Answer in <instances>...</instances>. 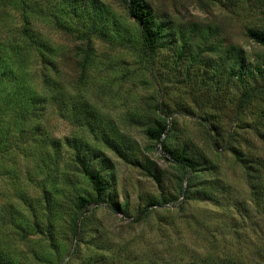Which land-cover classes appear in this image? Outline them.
Instances as JSON below:
<instances>
[{
  "label": "rangeland",
  "instance_id": "obj_1",
  "mask_svg": "<svg viewBox=\"0 0 264 264\" xmlns=\"http://www.w3.org/2000/svg\"><path fill=\"white\" fill-rule=\"evenodd\" d=\"M37 1L31 32L51 67L29 62L37 115L16 136L0 130V264H264V46L248 35L264 34V0H141L165 29L152 58L131 0ZM3 2L10 37L19 0ZM240 63L263 66L238 81ZM154 121L159 141L145 133ZM76 153L100 173L101 203Z\"/></svg>",
  "mask_w": 264,
  "mask_h": 264
},
{
  "label": "trees",
  "instance_id": "obj_2",
  "mask_svg": "<svg viewBox=\"0 0 264 264\" xmlns=\"http://www.w3.org/2000/svg\"><path fill=\"white\" fill-rule=\"evenodd\" d=\"M1 2L2 0H0V8L6 6V3ZM25 3L26 1L19 0V3L16 5L17 9L20 10L22 17V27L20 30L13 33L10 37L5 36L0 30V130L5 131V134L3 135L4 140L9 138L12 135V132L16 136L20 131H23L22 128H26L32 122L31 120L37 115L36 108H34V100L37 99V97L31 93H26L23 80V74L27 72V67L29 64H31L29 62L40 61V65L43 66L47 61L46 65L51 67V60L48 59L49 54L45 58L43 53V50L46 48V46L35 37L33 32H31L32 25L29 22L30 18L33 16V12L35 11L33 6H35V8L39 7V1L31 0L27 2L26 5ZM70 9L69 10L71 13H73V15L75 14L77 22L84 26L83 29L86 30V33L96 34L99 37H104V32L96 26L94 20L85 22L86 14L84 9ZM90 10L91 9H89V11ZM128 10L133 20L137 23L141 49L143 50V53L147 55V57L152 58L158 45L162 42L163 36L165 34L163 23L156 21L153 18L150 9L141 0H131V2H129ZM90 15L91 12L89 13V16ZM56 17L57 15H55V18ZM248 35L255 42L264 46L263 33L250 30L248 31ZM178 39L181 41L180 47L186 46L190 43V39L187 36L184 37V33L181 31L179 33ZM238 59L239 57L237 56L234 59V62H237ZM261 66H263V63L258 66L252 65L251 68H248L245 63H240L236 67L233 66L229 70L228 74L238 81H243L244 77H246L248 74L257 73ZM248 96L249 93H246L242 96L241 105L246 102V100L249 98ZM48 102L50 101L47 97H41V95H39V104L42 107ZM78 111L79 110L77 109V113ZM154 122V125H148L146 127L145 133L148 139L159 141L160 137L165 131L166 124L163 121ZM110 144L112 149L119 156L127 160L126 153L119 148V145L116 141L113 140ZM161 145L164 150L169 151V148L167 147L164 140L161 141ZM183 154V152H180L178 154H173L172 156L175 161H179L183 166L187 165L192 169L193 165L189 163L187 159H185ZM74 162H76L79 172L86 178L88 185L94 193L93 201L96 203H101L106 191V187L100 173L93 170L90 167V164L85 162L84 156L80 155V153H76L74 155ZM136 162L137 161H134V163ZM187 183L188 186H190L192 182L190 179H187ZM75 201L77 208L82 209L88 204L90 200L86 197L77 196ZM77 218L78 215L76 214L74 217H72L71 221L75 222Z\"/></svg>",
  "mask_w": 264,
  "mask_h": 264
}]
</instances>
